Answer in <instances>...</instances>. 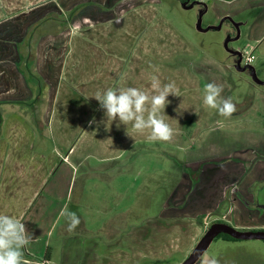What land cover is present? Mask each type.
Wrapping results in <instances>:
<instances>
[{"label":"crops","instance_id":"0c3cea01","mask_svg":"<svg viewBox=\"0 0 264 264\" xmlns=\"http://www.w3.org/2000/svg\"><path fill=\"white\" fill-rule=\"evenodd\" d=\"M110 1L0 0V213L24 220L34 239L25 257L33 264H169L177 254L186 258L192 242L182 239L179 228L171 231L167 226H190L208 212L191 213L187 195L176 184L158 215H140L144 219L138 220L139 208L157 207L156 194L145 200V187L123 185V178L142 176L139 160L156 151L161 154L164 146L184 151L185 169L236 149L264 157V90L258 88L247 103L237 97L236 108L247 109L229 118L220 116L203 104L204 87L220 84L221 95L228 98L232 88L226 66L234 62L226 65L186 37L162 12L160 0ZM176 1L183 8L205 3L204 17L212 9L222 18H234L248 34L247 46L264 75V0ZM198 5L200 11L205 9ZM50 8L55 9L51 14ZM34 19L42 28L32 25L30 31ZM53 21L60 25L48 33L44 28ZM28 34L36 38L25 42ZM153 77L161 84L174 82L180 92L167 98L166 121L178 130L168 142L150 141L147 133L138 134L131 125L130 137L124 125L117 127L118 121H105L92 97L117 87L151 92ZM227 119L231 125L220 123ZM216 127L232 130V135L211 133ZM208 135L219 137L212 141ZM220 144L231 149L222 151ZM210 145L218 147L205 151ZM128 162L135 163L127 167ZM254 163L250 172L264 164ZM193 178L200 180V173L193 172ZM91 185L102 189L104 207L87 208L103 214L111 210L109 194L121 207L125 195L133 193L132 222L121 218L105 235L86 237L90 222L80 210ZM238 195L249 202L246 190L239 189ZM217 199L224 201L222 190ZM65 207L81 220L73 232L60 215Z\"/></svg>","mask_w":264,"mask_h":264},{"label":"rangeland","instance_id":"374dc122","mask_svg":"<svg viewBox=\"0 0 264 264\" xmlns=\"http://www.w3.org/2000/svg\"><path fill=\"white\" fill-rule=\"evenodd\" d=\"M114 1L115 0L110 1L109 5L113 4ZM52 5L57 4L54 3L50 6ZM159 7L162 12L165 13L166 17L176 25L186 37L192 42L202 44L204 51L224 60V63L228 66L235 61L236 57L232 54L233 51L237 49H249L247 46L248 34H246L245 30L242 31L241 27L238 28L235 26V20L232 17L222 22L223 18L220 17L216 11L213 12L211 9V11L203 17V28L211 26V24H213V26L221 24V27L202 32L197 29L198 16L200 14L198 4H195L193 9L186 10L183 8L182 4H180V1L160 0ZM52 8H50V14L55 10ZM35 20L36 19H34V22L30 25L29 30L33 29L32 25L40 27V29L42 28L41 25H39L41 23L38 21L35 23ZM53 22V25H47V27L44 28L48 33L52 31V26L59 27L60 25H57L55 21ZM32 38L34 37H31V40ZM27 41L28 40H25V42ZM251 64L257 68L259 78L264 80V75L258 70L260 65L259 59L256 58ZM226 75L229 78L232 88L229 97L234 101L239 97L241 99L240 103H247L251 98H254V92L258 88L264 90L263 85H258L254 82L249 71L239 73L238 70L231 65V67L226 66ZM241 109L245 110L247 108H237V113L242 111ZM215 121L217 120L215 119ZM229 122L232 123V120L230 121L227 119V121L220 123L229 124ZM216 128L217 129L211 133L220 130V137L232 135V130L228 131L224 128ZM208 136L211 137L210 139L212 141H215L219 137L216 135ZM226 140L227 139L224 141ZM225 143L227 144V142ZM217 147L218 145H210V148H206L205 151L211 152L213 151L212 149H216ZM219 148L222 151H226L223 148H227V146L224 147L223 144H220ZM227 149H231V147ZM161 150V154L159 151H156L155 155H144L141 159L139 158L140 160L137 166L143 168L142 171L144 172L142 176L140 173L137 176H134L132 173L123 178V185L126 184L127 186H131L136 183L145 187V200H147V197L156 194L155 202L157 201V207L153 206L150 208L146 206V208L143 209L139 208L138 220L158 215L162 208L161 205L163 206L166 197L174 191L175 185L177 184V187L178 185L182 187L181 191L187 195L190 201L189 208L191 209V213L198 212V214H203V211L199 209H205L206 212H208L204 214L201 219H194V222L191 223L190 226H183L180 224L175 225V227H173V224L167 226L171 228V231H175L179 228L182 239H185L186 243L192 242V249L190 251L193 250L207 228L215 222H224L239 230H264V164L257 166L253 172H250V168L255 164V160L256 162H264V157L261 156L260 153H254L252 150L236 149L234 154L233 152L227 153L209 164H202L199 167L185 169L184 151L179 149L172 150L165 146ZM134 163L128 162L126 166H131ZM242 165L246 167V171L244 170L245 172L243 173H241ZM193 172L200 173V180L197 181L195 180L196 178H193ZM150 173H152V175H148ZM137 179H139L138 182L136 181ZM143 180H146V183L148 182L147 186L144 184ZM233 181H235L234 186L230 184ZM250 186L251 188H249ZM126 188L123 186V191ZM239 189L247 191V197L249 198L248 203L243 199V195H241L242 197L238 195ZM221 190L224 197V201L222 202L217 199V197L221 195ZM101 191L102 189L94 190L91 185L90 193L86 194V199L82 203L85 208L81 209L80 213L90 222L89 226H87L90 232L86 237L105 235V231H109L112 225L114 226L121 218H124L123 223H127L126 221L128 219L129 222H132V216L130 217L129 214L136 204L134 194L127 193L125 199L121 202V207L118 206L113 194H109L112 200L111 203H109L111 210L108 214H103L99 213L97 209H90L91 207H104V203L101 202ZM115 193L123 195V192L116 191ZM89 203L91 204L89 205ZM89 206L90 208H87ZM139 206L140 202L138 207ZM125 213H128V216ZM124 215L126 217H124ZM140 215H143L144 218L140 217ZM205 255L209 258L214 257L218 259L219 264H264V240L239 239L225 241L222 236L212 242L196 264H203ZM184 259L185 256L177 254L170 259L169 264H180ZM146 264H161V262L154 261L151 263L146 260Z\"/></svg>","mask_w":264,"mask_h":264},{"label":"clouds","instance_id":"9594fccd","mask_svg":"<svg viewBox=\"0 0 264 264\" xmlns=\"http://www.w3.org/2000/svg\"><path fill=\"white\" fill-rule=\"evenodd\" d=\"M230 2L224 0V3ZM151 89V92H147L137 87L107 88L97 91L92 97L99 102L105 121L111 124L118 121L117 127L124 125L127 135V128L131 125L132 131L147 133L150 141H171L178 130L166 121L168 116L165 115V108L170 103L167 99L169 95L180 96L179 89L174 82L161 84L156 77L152 79ZM223 90L220 84L207 83L203 104L216 110L220 116L229 118L237 108L231 97L224 98L221 95ZM93 122L90 121V124ZM60 215L66 219L69 232H73L81 223L77 214L67 207L61 210ZM22 221L15 216L0 213V264H33L25 257L26 250L34 242L33 235ZM203 264H219V260L205 255Z\"/></svg>","mask_w":264,"mask_h":264},{"label":"water","instance_id":"95a60500","mask_svg":"<svg viewBox=\"0 0 264 264\" xmlns=\"http://www.w3.org/2000/svg\"><path fill=\"white\" fill-rule=\"evenodd\" d=\"M195 2L191 4L190 6L184 5L185 8H192L194 6ZM197 4L204 5L205 9L200 11V14L198 16L199 20L197 22V29L199 31H208L212 28H220L221 24L218 26H207L206 28H203L202 21L204 14L206 12L207 6L203 2H197ZM230 17H224L222 19V22H224L225 19H228ZM234 24L236 27H240V24L234 21ZM237 39V38H236ZM232 54L236 57L234 61V67L239 72H247L249 71L250 76L254 80V82L258 85L264 86V80L260 79L258 76V72L252 64H243V51L241 49H237L232 52ZM228 234L231 237L240 239V240H249V239H259L264 240V230H239L230 224L224 223V222H215L211 224L204 235L199 239L198 243L195 245L193 250L190 252V254L182 261L180 264H196L199 262L203 254L206 252V250L210 247L212 242L220 235V234Z\"/></svg>","mask_w":264,"mask_h":264},{"label":"built area","instance_id":"2783aa9c","mask_svg":"<svg viewBox=\"0 0 264 264\" xmlns=\"http://www.w3.org/2000/svg\"><path fill=\"white\" fill-rule=\"evenodd\" d=\"M243 64H251L253 60L255 59V56L253 55V52L251 50L243 49Z\"/></svg>","mask_w":264,"mask_h":264},{"label":"trees","instance_id":"16d2710c","mask_svg":"<svg viewBox=\"0 0 264 264\" xmlns=\"http://www.w3.org/2000/svg\"><path fill=\"white\" fill-rule=\"evenodd\" d=\"M30 31H31V30H30ZM30 35H31V32H30ZM33 35H34V34H33ZM34 38H35V37H34ZM34 38H33V39H34ZM26 40H31L29 34H28V38H27ZM20 51H21L22 53H23V52H27L26 49H23V48L20 49ZM222 236L224 237V239L237 240L236 238H233V237H231V236H229V235H227V234H223V235H221L220 237H222Z\"/></svg>","mask_w":264,"mask_h":264},{"label":"flooded vegetation","instance_id":"af4514ba","mask_svg":"<svg viewBox=\"0 0 264 264\" xmlns=\"http://www.w3.org/2000/svg\"><path fill=\"white\" fill-rule=\"evenodd\" d=\"M223 234H224V233L220 234L216 239H218V238H219L221 235H223ZM227 235H228V234H227ZM233 238H234V237H233ZM216 239H215V240H216ZM236 239H237V238H236ZM215 240H214V241H215ZM237 240H239V239H237ZM225 241H234V240L225 239Z\"/></svg>","mask_w":264,"mask_h":264}]
</instances>
